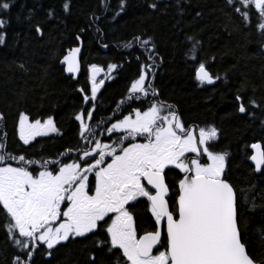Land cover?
I'll return each instance as SVG.
<instances>
[{"label": "snow or ice", "instance_id": "6c2138e0", "mask_svg": "<svg viewBox=\"0 0 264 264\" xmlns=\"http://www.w3.org/2000/svg\"><path fill=\"white\" fill-rule=\"evenodd\" d=\"M100 2L108 7L109 0ZM10 5L11 0H0V12L6 13ZM70 5L71 0H64V12ZM125 5L126 0H119L116 15ZM225 5L246 26L255 18L254 26L264 36V0H225ZM157 6L155 0L148 4L150 9ZM98 19L91 14L90 20ZM6 23L0 18V29ZM35 31L43 35L39 25ZM187 39L192 41L191 59L196 60L201 41ZM75 40L77 46L68 48L60 61L73 79L81 72L83 45L79 34ZM133 41L147 55L142 62L136 57L138 74L117 102L107 127H102V120L93 124L104 79H97L102 69L90 64L88 88L77 89L84 106L74 115L76 147L65 148L54 158L26 155L9 151L7 133L0 132V213L15 250L9 264H34L37 250L51 257L60 246L78 239L90 242L84 264H101L98 252L108 257L107 264H264L241 231L245 193L230 181L231 153L219 146L221 129L214 123L186 125L175 105L159 99L152 84L156 60H162L156 43L150 35L134 36L125 46L132 47ZM4 43L5 33L0 31V45ZM118 67L108 64V73ZM220 78L208 61H199L195 79L201 85H213ZM234 98L241 114L253 115L249 107H260L239 91ZM136 101L140 106L131 107L129 102ZM125 104L127 114L117 115ZM5 120L6 114L0 112V122ZM101 127V135L107 133L109 139L114 132L123 135L104 142L96 131ZM16 133L23 146L50 133L62 134L53 115L31 117L24 111L18 113ZM248 147L254 171L264 174V143ZM141 199L150 229L138 227L130 210ZM248 206H256L255 197Z\"/></svg>", "mask_w": 264, "mask_h": 264}, {"label": "trees", "instance_id": "16d2710c", "mask_svg": "<svg viewBox=\"0 0 264 264\" xmlns=\"http://www.w3.org/2000/svg\"><path fill=\"white\" fill-rule=\"evenodd\" d=\"M118 2L109 0L104 7L100 0H71L66 13L64 0H11L10 9L0 12V18L7 21L0 29L5 33V43L0 45V112L6 114L0 132L7 133L8 150L54 157L76 146L74 115L82 107L77 89L88 88L86 68L90 64L102 68L99 80L104 79L94 119L109 124L117 102L127 95L138 74L136 57L142 62L147 55L134 41L132 47L125 45L134 36L150 35L162 58L156 60L152 81L159 99L175 105L186 125L214 123L221 129L219 146L231 153L230 181L245 193L241 231L251 250L264 259V174L254 171L247 158L250 144L264 143V36L254 26L255 18L252 24L244 25L225 0H155L156 9L148 7L154 0H126L124 11L116 15ZM92 13L99 19L90 20ZM36 25L41 27L42 36L36 33ZM82 28L84 32H80ZM77 34L82 38L83 51L82 70L75 81L60 61L68 48L77 46ZM189 36L201 41L196 60L189 53ZM201 60L208 61L210 70L221 77L215 84L201 85L195 79ZM110 63L119 67L108 73ZM238 91L260 105L249 107L253 115L236 110ZM129 104L137 107L140 101ZM127 110L128 104L122 105L117 115L127 114ZM20 111L31 117L53 115L62 136L23 146L16 133ZM252 197L256 206L249 208ZM130 210L138 227L150 229L142 199ZM4 223L5 216L0 213V264H9L15 250L5 235ZM86 245L90 242L82 239L66 243L51 257L37 250L34 264H84ZM97 256L101 264H107L108 257L99 252Z\"/></svg>", "mask_w": 264, "mask_h": 264}, {"label": "flooded vegetation", "instance_id": "af4514ba", "mask_svg": "<svg viewBox=\"0 0 264 264\" xmlns=\"http://www.w3.org/2000/svg\"><path fill=\"white\" fill-rule=\"evenodd\" d=\"M99 96V95H98ZM97 96V97H98ZM84 105H82V107H83ZM74 122L77 124V131H78V122H76L75 120H74ZM95 119L93 120V124H95ZM108 126V123L107 124H103V126L102 127H107ZM102 127L101 128H97L96 129V131H97V135H98V138H100L101 140H103L104 142H108V143H111L112 142V140H116L119 136H121V135H123V133L122 132H114V133H112L111 134V137H110V139L108 138L109 137V134H107V133H103L102 135H101V133H102ZM61 133H63L62 131H61ZM62 136V134L61 135H58V134H55V133H50L48 136H45V137H38L37 138V140L36 141H34V142H32V144L34 145L35 144V142H41L42 140H47V139H53V138H60ZM77 139H78V136H77ZM31 144V145H32ZM77 144H78V142H77ZM77 144H76V146H77ZM41 145V144H40ZM75 146V147H76ZM27 147H29V146H27ZM58 154V153H57ZM56 154V155H57ZM38 155H43V156H45V157H49L48 155H45V154H42V153H38ZM55 155V156H56ZM54 156V157H55ZM53 157V158H54Z\"/></svg>", "mask_w": 264, "mask_h": 264}, {"label": "water", "instance_id": "95a60500", "mask_svg": "<svg viewBox=\"0 0 264 264\" xmlns=\"http://www.w3.org/2000/svg\"><path fill=\"white\" fill-rule=\"evenodd\" d=\"M82 51H83V45H82V47H81V53H80V60H81V57H82ZM65 67V66H64ZM102 69V68H101ZM81 70H82V66H81ZM81 73V72H80ZM80 73L78 74V76H77V78L76 79H74L75 81H77L78 80V78H79V76H80ZM68 76H71L72 77V74H69V73H66ZM102 74H103V70L101 71V73L98 75V77H97V79H99L101 76H102ZM251 162V161H250ZM251 164L254 166V163L253 162H251Z\"/></svg>", "mask_w": 264, "mask_h": 264}, {"label": "rangeland", "instance_id": "374dc122", "mask_svg": "<svg viewBox=\"0 0 264 264\" xmlns=\"http://www.w3.org/2000/svg\"><path fill=\"white\" fill-rule=\"evenodd\" d=\"M103 79V78H102Z\"/></svg>", "mask_w": 264, "mask_h": 264}]
</instances>
